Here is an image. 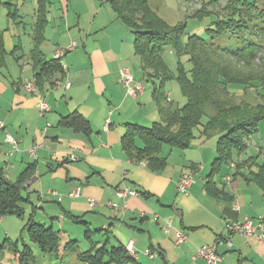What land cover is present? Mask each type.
Listing matches in <instances>:
<instances>
[{
    "label": "crops",
    "instance_id": "obj_1",
    "mask_svg": "<svg viewBox=\"0 0 264 264\" xmlns=\"http://www.w3.org/2000/svg\"><path fill=\"white\" fill-rule=\"evenodd\" d=\"M35 2L33 26L28 34L24 32L26 45L21 43L22 34L0 29L5 48L0 55V169L12 182L29 175L22 192H33L28 201L34 219L38 221L35 195L46 226L50 222L54 227L56 220L59 227L54 228L64 232L66 219H71L66 212H71L87 222L84 225L71 219L84 227V234L89 228L93 239L103 240L109 234L113 243L127 246L132 242L134 249H154L156 264H209L193 255L199 247L218 239L222 240L218 246L221 260L216 264H264V242L227 228L228 220L239 222L246 217L264 225V188L253 178L259 168L253 164L254 155L243 158L244 152L234 153L226 173H218L220 169L208 177L217 140L199 134L191 150L170 146L167 151L162 146L160 156L165 165L159 170L128 157L122 146L127 123L150 126L161 119L153 97L157 84H146L149 82L134 50V35L106 0H49L46 4L45 39L40 44L45 57H56L58 49L68 48L73 41L76 46L58 58L61 70L51 78L55 83H44L50 110L40 112L36 94L26 86L34 80L38 67L31 57L39 13L38 0ZM24 4L25 0L17 2V17ZM3 7L9 16V8ZM19 51L22 53L17 54ZM124 68L143 85L137 96L120 82ZM167 93L172 102L171 93ZM7 133L18 140L17 150L6 140ZM252 139L253 135L248 142L253 143ZM137 143L143 145L139 139ZM185 173L195 176L186 193L178 190ZM208 181L212 184L207 185ZM124 185L143 196L118 198L116 190ZM77 187L81 195L70 196ZM89 199L96 201L94 207ZM109 201L126 204V210L109 206ZM236 203L238 208H234ZM167 221L171 227L165 231ZM100 229L106 233L93 232ZM179 232L187 239L178 242ZM84 234L76 239L88 243L80 251L76 249L78 253L91 246Z\"/></svg>",
    "mask_w": 264,
    "mask_h": 264
},
{
    "label": "trees",
    "instance_id": "obj_2",
    "mask_svg": "<svg viewBox=\"0 0 264 264\" xmlns=\"http://www.w3.org/2000/svg\"><path fill=\"white\" fill-rule=\"evenodd\" d=\"M18 1L20 0H0V7L7 6L9 16L14 19L17 17ZM106 1L133 33L135 54L140 58L146 79L157 84L153 97L158 103L161 119L150 126L127 123L122 146L128 157L139 162L146 161L152 169L159 170L165 165V159L160 156L162 146L169 144L187 148L195 138V129L199 128L203 137L217 135L216 156L208 177L214 176L224 164L232 160L234 153L239 155L247 150L248 140L264 118V34L261 37L259 32L264 33V26H254L258 32L232 33L236 37L230 35L234 28H249L244 19L249 17L253 21L255 17L250 16L252 10H259V14L255 11L256 21L261 19L259 23L263 24L264 6L261 7L257 0H228L222 7V15L214 12L219 17L207 27L206 37L198 33L185 37L186 23L181 26L171 25L152 8L149 0ZM48 2L49 0H38L39 13L34 29L36 45L31 50V57L38 66L34 77L35 86L42 93L44 83L54 84L51 78L56 71L61 70L58 58L45 57L40 48L45 39L47 19L44 9ZM210 13L211 10L203 14ZM225 33L229 35H224ZM216 38H224L223 44L216 43ZM166 46L176 50L179 55L188 56L192 63L189 72L183 67L179 68L178 74L170 69L164 57ZM4 53V38L0 31V55ZM258 56L261 57L262 68L255 72L253 65H256ZM173 78L178 80L187 98L185 105L178 108H174L169 101L165 87L166 82ZM228 83L243 85L245 91L242 95H247L246 98L240 96L238 99L239 95L228 88ZM250 95L258 100H250ZM204 116H207L205 123L202 121ZM138 139L142 141V146L138 145ZM28 176L24 175L19 181L12 182L0 169L1 216L21 214L22 204L28 201L22 193ZM253 178L264 188V164L259 166ZM209 184H212L211 181L207 182ZM66 213L75 222L87 224L81 216ZM25 229L31 242L39 248L40 254L54 255L55 258L63 257L68 251H75L80 243L76 238L62 242L61 230L36 221L33 213L27 219ZM90 231L87 228L84 234L91 244L90 248L77 254L81 263L133 264L136 261L125 244L113 243L109 234H103V240L93 239L89 236ZM93 232L104 233L105 230ZM15 243L17 242L10 240L0 243V255L6 247L11 246L19 251L20 264H36L38 255L32 245L24 243L18 249Z\"/></svg>",
    "mask_w": 264,
    "mask_h": 264
},
{
    "label": "rangeland",
    "instance_id": "obj_3",
    "mask_svg": "<svg viewBox=\"0 0 264 264\" xmlns=\"http://www.w3.org/2000/svg\"><path fill=\"white\" fill-rule=\"evenodd\" d=\"M149 2L152 8L171 25L181 26L182 24L186 23L185 30L187 34H185V37L191 33H198L206 37L207 27L211 26V23L219 17L214 12L221 13L222 15L223 14L222 7L228 2V0H219V1H214V0H149ZM257 2L261 7L264 6V0H257ZM20 9H21L20 16L14 18L15 20H12L8 18L9 17L7 15L8 9L4 8L2 5L0 7V29L10 28L9 33L11 35H15V34L21 35L22 34L21 43L22 45H26V40H28L27 39L28 37L26 36V34H24V32L26 31V33L28 34L31 31V26H33L32 23L34 21L35 10H36L35 0H25L24 6H20ZM209 10H211L212 13L203 14ZM255 11L256 10H252L250 12L252 13V15L250 16L255 17L253 21L249 19V17L247 19H244L245 25L248 26L249 28L247 27H244V29H241L238 27L234 28L232 31H230V35L236 37V35L239 32H244V34H247L248 32H252V31L258 32V29H255L254 26H264V23L263 24L259 23L261 22V19H259L258 22L256 21L257 20L256 14H259V10L256 11V14H255ZM195 14H198V15H195ZM199 14H202V15L199 16ZM13 21L14 22L21 21V22L18 24H14ZM17 26H20L21 28ZM259 32H260V36L262 37L264 33H262L261 31ZM232 33L236 35H233ZM224 35H229V33H225ZM8 36L9 34H7V38ZM257 36H259L258 33H257ZM16 39H17L16 41L18 42L19 41L18 38ZM223 39L216 38L214 41L216 43L219 42L222 45ZM21 53L22 51L17 52V54H21ZM258 53H260L259 55H261L260 51ZM164 57L170 69L176 74L179 73L180 67H183L185 71H188V72L192 68V63L191 61H189L187 55L185 54L179 55L176 50L174 49L172 50L169 46H166L164 48ZM260 58L261 57L258 56V58L255 61L256 65H253V69H255V72H257L258 70L262 68L261 63H260L261 62ZM11 62L14 63L13 59H11ZM148 82L149 83H146V84L150 87H153L154 85L153 82L152 81H148ZM165 87H166V91H169L171 93V100H172V105L174 108L182 107L185 105V103L187 102V98L183 94L181 87L178 83V80L176 78L168 80L165 84ZM228 88H230L231 91H234L237 96L239 95L237 97L238 99L241 98L240 96H243L242 98H246L247 96V95L246 96L242 95L244 93L243 91H245V88L241 84L228 83ZM251 91L253 92L254 90H251ZM249 98L250 100H258L256 97H253L252 95H250ZM202 121L205 123L207 121V116H204ZM199 134H200L199 128H196L195 138ZM209 138L211 140H215L216 142L217 135H212ZM196 140L197 139L193 140L192 144H195ZM252 142L253 143L248 142V147L246 150L247 153L245 152L242 153V157L247 158L248 155H254L255 158L253 160V164L259 167L260 165L264 164V118L259 122L257 130H255V132L253 133ZM163 147H164V150H167V151L170 149L169 144H164ZM176 148H179V147H176ZM189 148H192V147L189 146L186 149L191 150ZM179 150H182V149H179ZM137 164L139 163L137 162ZM229 168L230 166L228 164H224L220 172L218 173L220 174L226 173ZM253 169H255V167H253ZM232 171L233 170L231 169L230 172L232 173ZM22 193L25 198H28L30 191L27 192L26 190H24ZM32 193L33 192L31 191L30 195H33ZM140 196H143V195H140ZM34 202L35 203L33 205L36 206L35 208L36 209V219L39 222L44 223L43 222L44 220L41 218L42 217L41 212H43V210H41L40 208H37L38 206H37L35 195H34ZM31 206H32L31 202L25 201L22 204V210H21L20 215H17V214L16 215H3V216L0 215V243L4 241L7 242L9 240L12 242H17L15 243V246L17 244L18 249H21L24 243H28L32 245L35 253L38 255L36 264H84L78 261L77 250L80 251V249H83L87 245L88 242L85 240L81 241L80 247L77 248L76 251H68L61 258H55L54 255H50V254H40L39 248L31 242L30 237L27 233V230L25 229L28 216L31 214V212L34 211V208ZM47 225H50V222H48ZM54 227L56 228L59 227V224L56 223V220L54 222ZM83 234H84V227L81 224L74 223L73 221H71V219L67 218L64 232H61V236H62L61 240L62 242H65L66 240L68 241L70 238L72 239L82 238ZM148 249L154 252L155 255L157 254L156 250L151 249V248H148ZM135 251H136L137 258L133 264H156L154 262V259L150 258V256H148L145 253L146 249L138 250V248H135ZM20 262L21 260H20L19 251H16L11 246L6 247L5 250L2 252V254L0 255V264H20Z\"/></svg>",
    "mask_w": 264,
    "mask_h": 264
},
{
    "label": "built area",
    "instance_id": "obj_4",
    "mask_svg": "<svg viewBox=\"0 0 264 264\" xmlns=\"http://www.w3.org/2000/svg\"><path fill=\"white\" fill-rule=\"evenodd\" d=\"M76 46V41H73L68 48H61L57 50L56 57L55 58H62V56L69 50L74 49ZM120 82H122L127 88L128 92L132 96H137L143 91V85L142 83H138L135 81L134 75L132 74L131 70L129 68H124L121 72ZM27 88L31 91H33L37 98H38V107L40 109V112L42 114H45L47 111L50 110L49 104L42 92H40L37 87L35 86V80L27 83ZM0 126H3V123L0 122ZM6 140L10 142L13 146L14 150L18 149V140L15 139L11 134H6ZM143 163V162H142ZM230 179V177H228ZM195 182V176L194 174L185 173L182 175L178 182V190L181 192H188V188ZM49 192L55 193L57 195L58 192L55 190H49ZM70 196L72 197H78L81 195V188L77 187L73 189L70 193ZM116 195L118 198L126 199L128 196H140L141 192L135 188H132L128 185L121 186L117 188ZM62 196L59 195V198ZM89 204L91 207H94L96 205V201L93 199H89ZM108 205L111 207H114L116 209L121 210L122 212L126 210V204L125 205H119L118 203L114 201H109ZM234 208H238V204H234ZM171 227V221H167L164 230L167 231ZM227 228L229 232L231 233H241L246 236H254L258 242L263 243L264 242V225L262 223L255 224L252 219L249 217H246L244 220L239 222H234L231 220H228L227 222ZM187 239V235L183 232H179L178 236V242H182L183 240ZM222 243L221 239H218L216 242H214L211 245H204L197 249V252L193 255L194 259L197 258H204L206 262L209 264H216L219 260H221V255L218 253V246ZM228 245H232L231 241H227ZM132 242H130L129 245H127V249L130 251L131 254L134 255L135 259L136 251L134 248H132ZM145 253L150 256L151 258L155 257V253L152 252L150 249H147Z\"/></svg>",
    "mask_w": 264,
    "mask_h": 264
}]
</instances>
